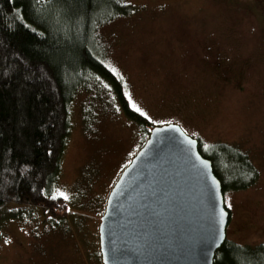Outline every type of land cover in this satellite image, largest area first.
I'll return each instance as SVG.
<instances>
[{
  "label": "rangeland",
  "instance_id": "rangeland-1",
  "mask_svg": "<svg viewBox=\"0 0 264 264\" xmlns=\"http://www.w3.org/2000/svg\"><path fill=\"white\" fill-rule=\"evenodd\" d=\"M122 2L131 12L97 29L100 58L150 128L127 117L108 81L82 88L70 105V135L52 192L66 201L67 213L7 206L0 264H103L108 197L152 128L171 123L200 140L205 154L225 143L250 157L256 181L224 193L227 239L264 244V0ZM231 168L221 166V175L235 179Z\"/></svg>",
  "mask_w": 264,
  "mask_h": 264
},
{
  "label": "trees",
  "instance_id": "trees-1",
  "mask_svg": "<svg viewBox=\"0 0 264 264\" xmlns=\"http://www.w3.org/2000/svg\"><path fill=\"white\" fill-rule=\"evenodd\" d=\"M131 10L122 0H0V228L9 205L67 213L66 201L52 192L70 135V105L96 78L108 81L127 117L149 130V120L130 107L122 82L100 58L98 27ZM204 149L199 140L224 193L256 181L257 168L238 147ZM227 163L235 179L221 175ZM214 264H264V244L227 239Z\"/></svg>",
  "mask_w": 264,
  "mask_h": 264
},
{
  "label": "water",
  "instance_id": "water-1",
  "mask_svg": "<svg viewBox=\"0 0 264 264\" xmlns=\"http://www.w3.org/2000/svg\"><path fill=\"white\" fill-rule=\"evenodd\" d=\"M229 217L199 140L179 124L153 127L108 197L103 264H214Z\"/></svg>",
  "mask_w": 264,
  "mask_h": 264
},
{
  "label": "snow or ice",
  "instance_id": "snow-or-ice-1",
  "mask_svg": "<svg viewBox=\"0 0 264 264\" xmlns=\"http://www.w3.org/2000/svg\"><path fill=\"white\" fill-rule=\"evenodd\" d=\"M137 111H139V109H136ZM63 195V194H62ZM65 199H67V196H65ZM229 207H231V205H229ZM223 223V214L221 216V224Z\"/></svg>",
  "mask_w": 264,
  "mask_h": 264
}]
</instances>
